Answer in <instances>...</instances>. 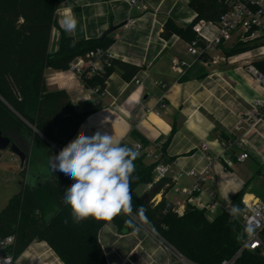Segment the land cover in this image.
Here are the masks:
<instances>
[{"label":"crops","instance_id":"1","mask_svg":"<svg viewBox=\"0 0 264 264\" xmlns=\"http://www.w3.org/2000/svg\"><path fill=\"white\" fill-rule=\"evenodd\" d=\"M146 2L147 10L142 13L133 11L127 0H66L58 9V26L50 44L52 53L60 45L63 29L59 19L72 14L77 27L67 33L77 40L101 39L111 27H118L107 35L111 40L107 53L140 67L130 81L123 79L118 70L110 73L101 104L94 93L98 87L88 86L73 69L47 70L48 90L66 91L74 110L86 114L70 141L83 131L89 136L100 131L121 142L128 141L133 147L141 143L152 149L158 161L146 157V163L169 165L171 171L165 180L172 183L168 189L153 194L152 202L158 204L165 199L180 211V216L192 206L205 210L208 220L213 221L234 208L235 197L241 191L242 203L264 201L258 188L264 186V125L249 131L245 122L253 103L264 101V87L252 76L249 65L222 63L224 45L201 64L195 63L188 53L187 41L176 34L169 39L163 36L169 20L186 27L195 19L189 0ZM175 61L193 66L181 76L172 70ZM137 79L142 85L136 84ZM237 139L245 141L242 148L236 146ZM225 143L232 145L229 150L224 149ZM243 152L250 157L240 163L236 158ZM208 169L205 189L192 196L184 194L193 184L185 172ZM151 188V184H142L135 195L143 197ZM100 243L108 264H162L160 249L153 246L144 230L121 234L114 224L108 223L100 232ZM21 262L26 264L24 259Z\"/></svg>","mask_w":264,"mask_h":264},{"label":"trees","instance_id":"2","mask_svg":"<svg viewBox=\"0 0 264 264\" xmlns=\"http://www.w3.org/2000/svg\"><path fill=\"white\" fill-rule=\"evenodd\" d=\"M65 1L0 0V130L27 154L20 173L25 182L20 181V191L0 213L1 234L15 238V258H19L33 242L46 241L64 264H108L100 243V232L106 224L112 223L119 233H131L138 227L134 215L192 264H222L223 260L234 256L245 241L240 221L245 209L244 192L236 195L232 210H225L213 221L208 220L205 210L192 206L180 216L167 208L165 199L155 204L153 194L148 202L135 195L136 188L142 184H151L152 188L159 185V193L172 186L171 181L165 179L153 184L156 165L147 164L143 154L134 161L130 210L122 211L112 220L73 221L70 207L63 199L65 190L73 182L64 173L53 170L51 161L56 154L39 139L31 126L60 150L67 145L86 114L74 110L66 91L48 90L47 70H68L76 58L98 48L107 50L111 40L108 37L77 40L61 30L59 49L52 53V33L58 26L56 13ZM189 5L198 17L186 27L169 20L163 33L166 39L176 34L187 42L192 41L196 37L192 29L195 22L201 19L216 21L226 11L218 0H189ZM251 48L252 45L238 43L229 51V56ZM256 66L264 73V62ZM116 70L123 79L130 81L140 67L110 58L105 73L86 76L84 81L88 86L104 89L110 73ZM134 136L140 138L137 133ZM121 143L135 151L130 142ZM39 144L45 150L43 160L29 153ZM37 169L48 171L51 179L33 189L27 182L28 173ZM237 264H264V257L257 252L245 251Z\"/></svg>","mask_w":264,"mask_h":264},{"label":"built area","instance_id":"3","mask_svg":"<svg viewBox=\"0 0 264 264\" xmlns=\"http://www.w3.org/2000/svg\"><path fill=\"white\" fill-rule=\"evenodd\" d=\"M161 1L164 2L165 0ZM218 1L226 8V11L218 20L208 21L201 19L193 24L192 29L196 37L192 41L187 42V49L188 53L194 57L195 63H206L210 53L225 45L234 37H237L241 43L253 46L252 50L236 56L241 57L245 54H250L249 57H243L240 60L264 59V0ZM127 3L133 11L142 13L147 10L146 0H127ZM197 17L198 13L196 12L195 19ZM110 58L107 50L98 48L89 52L86 56L76 58L70 68L76 71L82 79H85L86 76H97L105 73ZM231 59L232 57L228 58L229 63L238 62ZM213 63H217L216 59H213ZM192 66L193 64L186 61H175L172 70L184 76ZM252 69L255 70L253 67ZM255 75L258 77L259 84L264 87V76H260V73L256 72V70ZM135 82L137 85H142L138 79ZM94 93L97 95L98 103L101 104L106 95L105 90L98 87L94 90ZM245 122L248 125L249 131L257 130L260 126L264 125V101L256 100L253 103L251 111L247 113ZM261 138L264 140V134H261ZM235 144L242 148L245 141L237 139L235 140ZM231 146L227 143L223 145L225 150H229ZM204 148H207V146H204ZM134 149L139 154L158 161L155 152L152 149L144 147L141 143H136ZM249 157L248 152H243L236 159L238 162L243 163ZM209 170L203 172L194 170L185 172L193 180V184L191 188L183 191L184 194L192 196L197 192L203 191L205 189L206 175L209 173ZM170 171L171 167L169 165L158 162L154 169L153 184H159L168 176ZM72 182L74 181L72 180ZM243 203L245 204V210L240 221L245 231L244 244L234 256L223 260L222 264H237L245 251L257 252L264 257V201L257 199L255 202L248 204L243 200ZM167 208L181 215L175 206L168 205ZM249 228L252 230L251 232L248 231ZM14 245V236H4L0 232V264H21L22 259L26 261V264H64L56 251L46 241L33 242L17 259L14 255Z\"/></svg>","mask_w":264,"mask_h":264},{"label":"clouds","instance_id":"4","mask_svg":"<svg viewBox=\"0 0 264 264\" xmlns=\"http://www.w3.org/2000/svg\"><path fill=\"white\" fill-rule=\"evenodd\" d=\"M77 23L72 14L59 19L66 32H74ZM138 155L122 145L120 138L100 131L91 136L87 131L81 132L55 155L51 161L53 170L74 181L63 197L74 222L89 218L112 220L122 211L130 210V181Z\"/></svg>","mask_w":264,"mask_h":264},{"label":"rangeland","instance_id":"5","mask_svg":"<svg viewBox=\"0 0 264 264\" xmlns=\"http://www.w3.org/2000/svg\"><path fill=\"white\" fill-rule=\"evenodd\" d=\"M238 43H241L237 37H234L230 41H228L224 46L221 47L222 56H224V61L222 63H229L228 58L229 57H236L229 56V51L236 46ZM253 47V46H252ZM251 48L250 50H252ZM249 50V51H250ZM248 52V51H247ZM242 54V53H241ZM240 55V54H238ZM234 61L235 59H231ZM264 62V59L262 58H253L249 60H239L236 62L238 65H242L246 67L249 65V67L256 68V72L262 74L264 76V73L262 70L256 66L257 63ZM255 70L252 69L253 73L252 76L255 78L257 83L259 84L258 77L255 75ZM260 85V84H259ZM32 128V127H31ZM34 133L39 137V139L43 140L49 147L52 149L53 152L57 155L59 153V148L54 145L51 141H49L43 134L39 135L35 130L32 128ZM46 138L48 141H46ZM32 156H36L37 159L43 160L45 150L42 145H35L33 149L29 152ZM54 155V153H53ZM21 162L17 156H15L10 149L0 151V213L8 206L10 200L12 197L17 194L20 191V181L22 180L25 182V177H21L20 173L22 171ZM68 178V177H66ZM259 190H261L262 194L264 190V186L258 187ZM132 217L136 220L138 227L134 231H146L147 237L151 240V243L154 247H158L160 249V255L162 258V264H192L189 262L186 258H184L181 254L179 255L174 248L170 247L165 243L161 238L157 236V234L149 228L146 224H144L141 220H139L136 216L132 215ZM242 217V215H241ZM240 217V218H241ZM133 231V232H134ZM105 243V251H106V242ZM145 254L144 250L140 249V252ZM146 251V250H145Z\"/></svg>","mask_w":264,"mask_h":264},{"label":"water","instance_id":"6","mask_svg":"<svg viewBox=\"0 0 264 264\" xmlns=\"http://www.w3.org/2000/svg\"><path fill=\"white\" fill-rule=\"evenodd\" d=\"M117 28L118 27H111V29L102 37V39L104 40L108 34L112 33ZM260 76H262V74H260ZM31 127L35 130V132H37L39 135H41L40 132L35 127H33V126H31ZM44 139H46V138H44ZM46 141H48V140L46 139ZM49 143H51V142H49ZM7 149H10V151L15 156H17L19 158L22 166L25 164L26 159H27V154L23 150H21L16 144L12 143L11 139L4 136L0 130V151H4ZM50 179H51V175L48 173V171H46L44 169L29 170L27 182H28V185H30V187L34 189L38 186H41L42 184H45ZM158 191H159V185L153 187L148 193H146L142 197V201L148 202L151 199V195L157 194Z\"/></svg>","mask_w":264,"mask_h":264},{"label":"bare ground","instance_id":"7","mask_svg":"<svg viewBox=\"0 0 264 264\" xmlns=\"http://www.w3.org/2000/svg\"><path fill=\"white\" fill-rule=\"evenodd\" d=\"M250 56V54H245V55H243V56H241V57H235V58H232V59H235L234 61H239L240 59H242L243 57H249ZM262 80V79H261Z\"/></svg>","mask_w":264,"mask_h":264},{"label":"snow or ice","instance_id":"8","mask_svg":"<svg viewBox=\"0 0 264 264\" xmlns=\"http://www.w3.org/2000/svg\"><path fill=\"white\" fill-rule=\"evenodd\" d=\"M253 247H255V245H253Z\"/></svg>","mask_w":264,"mask_h":264}]
</instances>
